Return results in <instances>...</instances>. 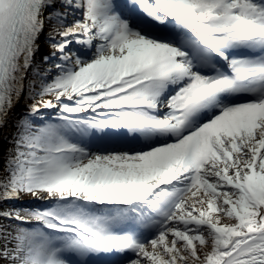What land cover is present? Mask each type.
<instances>
[{"label":"snow or ice","instance_id":"obj_1","mask_svg":"<svg viewBox=\"0 0 264 264\" xmlns=\"http://www.w3.org/2000/svg\"><path fill=\"white\" fill-rule=\"evenodd\" d=\"M0 264H264V0H0Z\"/></svg>","mask_w":264,"mask_h":264},{"label":"rangeland","instance_id":"obj_2","mask_svg":"<svg viewBox=\"0 0 264 264\" xmlns=\"http://www.w3.org/2000/svg\"><path fill=\"white\" fill-rule=\"evenodd\" d=\"M30 202V198L25 197L23 203L27 206V204Z\"/></svg>","mask_w":264,"mask_h":264}]
</instances>
